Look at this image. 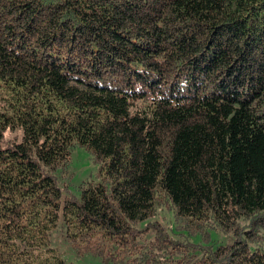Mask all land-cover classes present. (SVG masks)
<instances>
[{
	"label": "trees",
	"instance_id": "16d2710c",
	"mask_svg": "<svg viewBox=\"0 0 264 264\" xmlns=\"http://www.w3.org/2000/svg\"><path fill=\"white\" fill-rule=\"evenodd\" d=\"M162 208L233 238L194 257ZM59 225L102 264H264V0H0V264H65Z\"/></svg>",
	"mask_w": 264,
	"mask_h": 264
},
{
	"label": "rangeland",
	"instance_id": "374dc122",
	"mask_svg": "<svg viewBox=\"0 0 264 264\" xmlns=\"http://www.w3.org/2000/svg\"><path fill=\"white\" fill-rule=\"evenodd\" d=\"M18 134L17 131H6L4 135L5 137L16 138ZM96 171L97 164L93 162L91 156L84 149L74 147L71 151L69 162L61 170H58L55 175L58 179L59 187L63 190L65 195L70 193L78 195L79 186L82 183L94 179ZM156 219L170 234L177 233L176 231L184 233L187 240L196 244L195 247H192V250L197 252L194 256H197V258L200 257L201 251L196 247L208 246L209 248L214 249L219 245L223 246L229 244L233 238L231 233L218 230L210 224L202 226L198 230V227L191 228V226H187L184 223L180 224L179 222H175L172 212L168 208L159 209ZM247 224L246 221H242L239 223V228L247 227ZM259 225L262 224L260 223ZM185 229L187 230L186 233L184 231ZM253 232V243L264 245V235L262 234L261 227L256 226ZM51 243L63 255L65 264H102L99 259L91 256H76L65 241L64 231L60 225L52 233Z\"/></svg>",
	"mask_w": 264,
	"mask_h": 264
}]
</instances>
